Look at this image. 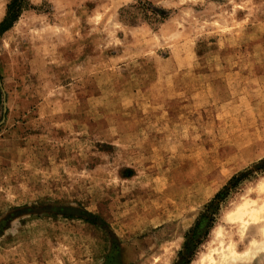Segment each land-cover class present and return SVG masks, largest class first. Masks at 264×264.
Segmentation results:
<instances>
[{"label": "rangeland", "instance_id": "1", "mask_svg": "<svg viewBox=\"0 0 264 264\" xmlns=\"http://www.w3.org/2000/svg\"><path fill=\"white\" fill-rule=\"evenodd\" d=\"M24 4L0 264H264V0Z\"/></svg>", "mask_w": 264, "mask_h": 264}, {"label": "trees", "instance_id": "2", "mask_svg": "<svg viewBox=\"0 0 264 264\" xmlns=\"http://www.w3.org/2000/svg\"><path fill=\"white\" fill-rule=\"evenodd\" d=\"M24 8V0H10L7 3L5 14L0 20V34L4 33L14 24Z\"/></svg>", "mask_w": 264, "mask_h": 264}]
</instances>
